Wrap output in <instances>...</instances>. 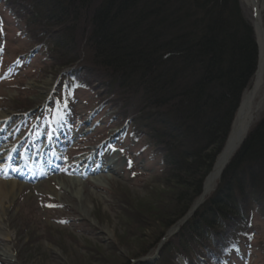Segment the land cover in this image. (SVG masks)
Listing matches in <instances>:
<instances>
[{
	"label": "trees",
	"instance_id": "16d2710c",
	"mask_svg": "<svg viewBox=\"0 0 264 264\" xmlns=\"http://www.w3.org/2000/svg\"><path fill=\"white\" fill-rule=\"evenodd\" d=\"M13 2L31 40L49 51L53 69L67 67L93 91L106 89L121 120L144 129L162 157L170 194L168 211L162 203L154 208L157 218H170L167 226L183 218L224 147L259 64L256 30L242 2ZM244 140L215 191L162 255L171 245L189 263L191 253L199 257L209 247L217 250L218 262L241 252L252 210L264 215V114Z\"/></svg>",
	"mask_w": 264,
	"mask_h": 264
},
{
	"label": "rangeland",
	"instance_id": "374dc122",
	"mask_svg": "<svg viewBox=\"0 0 264 264\" xmlns=\"http://www.w3.org/2000/svg\"><path fill=\"white\" fill-rule=\"evenodd\" d=\"M240 1L255 26L253 10ZM13 3L0 0V113L8 116L5 125L16 130L5 129L0 143L26 147L35 140L33 145L40 152L45 137L52 133L61 160L47 179L25 180L12 204L6 202L2 224L10 238L0 234V264H264V215L257 214L256 208L247 231L242 230L240 253L231 252L218 262L217 250L209 247L200 249L199 257L191 253L189 263L171 245L175 253L162 255L173 235L202 206L198 203L206 179L227 147L236 113L200 195L183 218L167 226L171 219H164L165 224L154 210L159 203L164 204L161 209H170L166 172L144 129L121 120L106 89L93 91L76 80V74L69 75L67 67L53 69L49 51L31 40L30 29L14 13L17 5ZM58 100L62 103L57 104ZM263 114L264 109L257 119ZM93 154L104 161L81 163ZM109 165L115 171H107ZM54 178L60 180L56 193L51 189V183L57 185ZM74 178L85 184L82 200L70 185Z\"/></svg>",
	"mask_w": 264,
	"mask_h": 264
},
{
	"label": "bare ground",
	"instance_id": "6f19581e",
	"mask_svg": "<svg viewBox=\"0 0 264 264\" xmlns=\"http://www.w3.org/2000/svg\"><path fill=\"white\" fill-rule=\"evenodd\" d=\"M243 1L249 9L253 10L254 15L257 19L259 64L254 73L255 75L253 77V80L250 82L248 88L242 95L243 97L239 104V109L236 113L234 128L230 135L227 147L223 154L220 156L213 172L208 177V179H206L205 191L202 198H200V203L202 205L204 204L203 202L206 201L208 196L215 190L217 182L222 176L224 167L231 159L236 149L242 145L246 135L250 131V128L258 120V116L264 109V31L261 30V26L264 28V19L262 18L264 12V0ZM7 118L8 116L6 114L0 113V140L3 139L5 129L10 130V132H14L16 130L14 126L8 127L7 125H5ZM45 139L42 143L43 150L40 152L37 150L36 146L33 145V142L36 143L35 140H29L30 143L26 147L23 145V143L21 145L12 144L9 147H6V143H0V234L6 240L10 238L8 232L5 231L4 225L2 224V217L6 211L5 209L7 208L5 207L6 202L10 201V204H12L14 197L18 195V193H20V191L26 186V183L24 182L26 178L28 179V177H30V179L37 178V180H41L44 178L47 179L49 177V174L47 175V171L44 170V168H42L41 170L37 168V166H43L46 164L45 167H47V169H51V174L56 172L55 164L60 161V156L58 155V152H56L57 149L55 148V140L52 136V133L51 135H47ZM4 141L5 139L1 142ZM2 144L3 146H1ZM97 161L103 162L104 159H100L97 154H93L85 159H81V163H96ZM107 171L115 170L111 165H109L107 167ZM94 180L96 181L97 185L99 183V179L96 178ZM54 181L57 185H52L51 183V189L52 192L56 193L57 187L60 185V180L57 181L56 178H54ZM62 184L63 183L61 182V185ZM64 185L65 184H63L62 186ZM70 185L75 187L77 197L82 200L85 184L82 183L78 178H74L71 180ZM79 185H81V187L77 189ZM54 219L58 220L59 218ZM4 251L5 252H3V255H6V253H8V250L6 249ZM159 251H161V249H159Z\"/></svg>",
	"mask_w": 264,
	"mask_h": 264
},
{
	"label": "water",
	"instance_id": "95a60500",
	"mask_svg": "<svg viewBox=\"0 0 264 264\" xmlns=\"http://www.w3.org/2000/svg\"><path fill=\"white\" fill-rule=\"evenodd\" d=\"M254 19H255V26H254V27H255V30H256V33H257V38H258L257 19H256L255 15H254ZM263 29H264V28L261 26V30H262V31H264ZM257 40H258V39H257ZM244 141H245V140H244ZM244 141H243V142H244ZM228 162H229V161H228ZM227 164H228V163H227ZM227 164H226V165H227ZM216 165H217V163L215 164V167H216ZM215 167H214V168H215ZM210 174H211V173H210ZM200 204H201V203H198V206H199ZM195 209H196V208H195ZM195 209H194V210H195ZM194 210H193V211H194ZM193 211L189 212L188 215H191V214L193 213Z\"/></svg>",
	"mask_w": 264,
	"mask_h": 264
},
{
	"label": "snow or ice",
	"instance_id": "6c2138e0",
	"mask_svg": "<svg viewBox=\"0 0 264 264\" xmlns=\"http://www.w3.org/2000/svg\"><path fill=\"white\" fill-rule=\"evenodd\" d=\"M56 103H57V104H60V103H62V101H59V100H58V101H56ZM63 104H64V107L66 108V107H67V103H66V102H63ZM58 111H59V109H58ZM49 206L51 207V206H53V205H49Z\"/></svg>",
	"mask_w": 264,
	"mask_h": 264
}]
</instances>
